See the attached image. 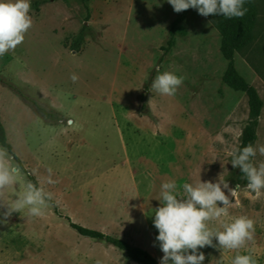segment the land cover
Segmentation results:
<instances>
[{
    "label": "rangeland",
    "instance_id": "rangeland-1",
    "mask_svg": "<svg viewBox=\"0 0 264 264\" xmlns=\"http://www.w3.org/2000/svg\"><path fill=\"white\" fill-rule=\"evenodd\" d=\"M162 1L31 0V29L21 45L0 57V124L24 175L53 193L54 207L42 217H29L25 209L0 225V264H134L103 242L79 237L64 218L138 248L159 264L163 253L153 220L161 184L175 180L181 195L184 183L199 179L237 185L239 168L232 167L229 152L239 147L248 122L246 98L221 83L226 63L219 37L196 15L183 31L176 29L172 49L162 56L168 26L181 13ZM253 2L255 42L238 56L264 80V0ZM234 65L247 85L260 90L251 71L238 60ZM166 71L185 77L174 96L151 87ZM30 102L54 117H41ZM69 120L75 122L71 127ZM260 145L264 111L253 147ZM261 162L257 151L253 163ZM48 167L54 185L46 183ZM24 187L21 178L5 202ZM229 198L228 215L208 226L223 230L221 221L253 219L254 240L238 251L264 264V194L240 186ZM199 251L203 264H231L237 254L209 246Z\"/></svg>",
    "mask_w": 264,
    "mask_h": 264
},
{
    "label": "clouds",
    "instance_id": "clouds-1",
    "mask_svg": "<svg viewBox=\"0 0 264 264\" xmlns=\"http://www.w3.org/2000/svg\"><path fill=\"white\" fill-rule=\"evenodd\" d=\"M177 13L189 8L196 9L204 17L223 16L225 18H242L248 9L244 7L247 0H167ZM31 0H0V57L14 51L25 39L33 21L29 15ZM159 72V69H156ZM73 83L79 77L73 73ZM184 76L172 72H163L155 77L152 89L163 96H174L183 85ZM75 122L68 121V126ZM257 151L264 156V145L253 147L248 144L243 148H233L229 155L233 168H239L247 180L246 187L257 197L264 194V162L255 165L253 158ZM46 183L54 185L53 169L47 168ZM24 179V190L16 193L10 203L4 197L9 188L15 189L19 180ZM240 185L229 188L226 181H203L195 184L184 183L183 195L178 191L175 180L163 182L160 186V206L154 210V227L158 230L156 240L163 256L159 264H203L205 256L202 249L206 246L221 250H237L231 264H257L251 254H239L254 240L255 221L247 216L234 218L231 223H222L223 230L210 228L208 222L219 220L228 215L231 207L229 195L235 198ZM223 189H227L229 195ZM53 193L45 191L27 180L23 170L13 162L8 151L0 148V225H7L13 214L27 210L29 217H42L45 209L52 206ZM222 205V206H219ZM213 238L217 244L213 243ZM97 264H101L97 261Z\"/></svg>",
    "mask_w": 264,
    "mask_h": 264
},
{
    "label": "trees",
    "instance_id": "trees-1",
    "mask_svg": "<svg viewBox=\"0 0 264 264\" xmlns=\"http://www.w3.org/2000/svg\"><path fill=\"white\" fill-rule=\"evenodd\" d=\"M81 3H85V0H79ZM248 9L247 13L242 18H225L223 16H208L204 17L208 23L213 27L220 38L219 54L222 60L226 63V69L221 77V83L227 87L229 90L235 93H241L245 96L247 101L248 115L247 124L245 125L240 139L239 148L255 143V130L257 128L258 119L262 109V102L259 99L256 91L247 85L244 80L238 76L234 69L233 56L234 54L242 53L253 41V31L256 27V10L253 0H247L244 5ZM191 8L181 11V13L173 20L167 29V38L164 47L160 49L162 56L168 55L173 47L174 37L176 29L181 25ZM88 15L85 18V23L87 22ZM87 28L82 26L78 35L75 38L74 45L72 47V52L77 53L80 44L83 41L84 34ZM2 84V82L0 81ZM12 89V88H10ZM12 91H15L14 88ZM29 101V100H27ZM34 107L36 112L43 118L51 120L54 116L45 110L41 109L34 102H30ZM0 148H4L8 151L9 155L13 157V162L20 166L23 170L19 160L12 154L10 146L7 144L4 130L0 124ZM24 172V170H23ZM25 174V172H24ZM27 180L32 181L30 177ZM247 180L243 177V174L238 170L236 174V184L240 186H246ZM36 184V183H35ZM54 207L53 203L52 206ZM56 216H59L58 212L54 210ZM61 217V216H59ZM67 222L68 227L75 232L79 237L84 239H89L93 241L103 242L106 245L113 247L119 252L123 253L126 258L134 264H156L155 260L151 258L146 252L138 249L132 248L127 243L104 236L100 233L89 231L76 226L70 222L69 219L64 218Z\"/></svg>",
    "mask_w": 264,
    "mask_h": 264
},
{
    "label": "crops",
    "instance_id": "crops-1",
    "mask_svg": "<svg viewBox=\"0 0 264 264\" xmlns=\"http://www.w3.org/2000/svg\"><path fill=\"white\" fill-rule=\"evenodd\" d=\"M164 1V0H163ZM162 1V2H163ZM196 15L198 18H200L201 20H205L207 23H208V21L202 16V15H200L199 13H198V11L196 10V9H193V8H191L190 9V11H189V13H188V15H187V17H186V19H185V21L181 24V25H179L178 26V30L179 29H181L182 31L185 29V27H186V25H187V23L189 22V20H190V17L192 16V15ZM206 24V23H205ZM209 24V23H208ZM210 25V24H209ZM206 26L208 27V29H210L209 31L211 32V34L212 35H214V36H218V34L216 33V31L215 30H212L213 29V27H212V29L206 24ZM169 27V26H168ZM180 30V31H181ZM186 31V30H185ZM219 37V36H218ZM252 37H253V41H252V43L251 44H253L254 42H255V37H254V34H252ZM175 38V37H174ZM187 40H188V36H187V38H186V42H187ZM166 41V40H165ZM217 42V44H218V46L220 45V38H219V41L217 40L216 41ZM250 44V45H251ZM249 45V46H250ZM248 46V47H249ZM248 47L242 52L243 54L245 53V51L248 49ZM219 48V47H218ZM219 50V49H218ZM242 53H240V54H234V56H233V62L234 61H239L240 63H241V65H242V67H243V69L245 70H247V71H251V79H252V82L254 83V84H257V85H259V88H260V90H256V93H258L259 91H260V93H259V95H261V93H264V80L262 79V77H260L259 76V74H258V72L252 67V65L250 64V63H248L247 61H246V59H245V56L243 55V58L245 59H241L238 55H242ZM235 66V65H234ZM236 71V70H235ZM237 73V72H236ZM238 74V73H237ZM239 76V75H238ZM240 77V76H239ZM243 79V78H242ZM244 80V79H243ZM245 82V81H244ZM227 88V87H226ZM228 89V88H227ZM254 89V88H253ZM256 89V88H255ZM254 89V90H255ZM258 95V94H257ZM262 102V101H261ZM223 109V108H222ZM263 111H264V102H262V109H261V112H260V116H261V114L263 113ZM247 115H248V108H247ZM260 116H259V119H260Z\"/></svg>",
    "mask_w": 264,
    "mask_h": 264
}]
</instances>
